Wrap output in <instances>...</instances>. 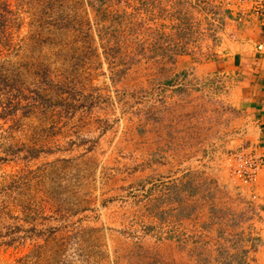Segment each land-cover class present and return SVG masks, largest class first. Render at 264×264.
<instances>
[{
    "label": "rangeland",
    "instance_id": "1",
    "mask_svg": "<svg viewBox=\"0 0 264 264\" xmlns=\"http://www.w3.org/2000/svg\"><path fill=\"white\" fill-rule=\"evenodd\" d=\"M220 13L217 0H0V264L128 259L122 238L150 228L116 175L151 76L167 80L177 55L222 60L224 35L263 41Z\"/></svg>",
    "mask_w": 264,
    "mask_h": 264
},
{
    "label": "crops",
    "instance_id": "2",
    "mask_svg": "<svg viewBox=\"0 0 264 264\" xmlns=\"http://www.w3.org/2000/svg\"><path fill=\"white\" fill-rule=\"evenodd\" d=\"M256 35L223 42L222 60L177 55L167 80L151 76L116 175L121 202L137 204L135 217L150 233L122 238L128 259L119 264H264V167L255 200L231 173L235 152L264 153V48Z\"/></svg>",
    "mask_w": 264,
    "mask_h": 264
},
{
    "label": "built area",
    "instance_id": "3",
    "mask_svg": "<svg viewBox=\"0 0 264 264\" xmlns=\"http://www.w3.org/2000/svg\"><path fill=\"white\" fill-rule=\"evenodd\" d=\"M217 4L221 11L219 15L239 29L250 32L259 30L263 41L257 45V48H264V0H217ZM224 36L230 40L245 38L242 34L238 37ZM263 167L264 153L256 147L237 151L232 156L231 173L239 182L250 188L252 200L258 197L256 185Z\"/></svg>",
    "mask_w": 264,
    "mask_h": 264
}]
</instances>
